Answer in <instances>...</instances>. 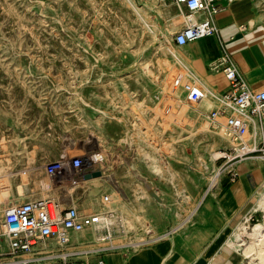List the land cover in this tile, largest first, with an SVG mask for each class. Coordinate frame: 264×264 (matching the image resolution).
Segmentation results:
<instances>
[{
    "label": "rangeland",
    "instance_id": "rangeland-1",
    "mask_svg": "<svg viewBox=\"0 0 264 264\" xmlns=\"http://www.w3.org/2000/svg\"><path fill=\"white\" fill-rule=\"evenodd\" d=\"M183 21L171 0H0V166L10 180L0 181V213L53 194L57 183L43 163L99 152L106 158L102 177L68 202L98 209L104 195L114 194L119 218L108 233L100 225L75 235L70 255L170 247L221 180H237L247 160L264 162L260 155L226 157L237 142L209 121L220 104L211 93L215 105L204 103L201 112V101L185 102L179 85L180 106H170L175 76L216 94L228 86L218 59L207 62L210 73H219L211 81L189 69L195 43L174 42ZM255 132L247 134L251 142L254 135L264 140ZM258 190L235 217L237 232L263 219L254 206L264 184ZM242 239L254 244L246 235L239 245ZM240 248L242 264H261L254 251Z\"/></svg>",
    "mask_w": 264,
    "mask_h": 264
},
{
    "label": "built area",
    "instance_id": "built-area-1",
    "mask_svg": "<svg viewBox=\"0 0 264 264\" xmlns=\"http://www.w3.org/2000/svg\"><path fill=\"white\" fill-rule=\"evenodd\" d=\"M171 1L184 13V21L174 38L176 45L186 46L218 34L215 17L221 10L220 0ZM218 60L228 86L220 95H214L220 104L207 114L208 119L214 125H224L236 139L230 155L226 156L230 161L257 155L264 158V140L257 141V135H254L251 142L252 139L246 137L253 129L256 134L264 132V89L256 90L249 85L226 50ZM179 85L186 96L185 102L193 106L208 96V88L204 84L183 82L182 75L175 76L169 88V97L170 106L176 109L180 106L176 93ZM175 115L173 112L172 116ZM226 157L224 155L219 159ZM105 163L104 154L99 152H78L65 159L43 163L46 177L57 183L52 186L53 194L3 209L0 213V264H18L22 256L33 252L38 245H42V249L29 261L54 258L59 259L57 264H79V260L68 252L73 237L98 224L103 225V231L108 233L119 218L118 211L113 209L116 203L114 194L104 195L98 209L68 202L88 181L85 174L94 166L102 167ZM54 242L58 243V251L52 249Z\"/></svg>",
    "mask_w": 264,
    "mask_h": 264
},
{
    "label": "crops",
    "instance_id": "crops-1",
    "mask_svg": "<svg viewBox=\"0 0 264 264\" xmlns=\"http://www.w3.org/2000/svg\"><path fill=\"white\" fill-rule=\"evenodd\" d=\"M220 8L215 17L219 32L194 42L189 65L191 70L201 75L202 79L211 81L219 73H210L206 68L207 62L219 59L226 50L249 85L263 90L264 0H220ZM218 88L216 85L215 89ZM203 108L204 105L198 110L202 112ZM259 160L252 158L244 162L237 180H221L188 221L193 222L192 226L177 232L178 238L172 241L170 247L169 243L162 242L135 251L107 250L88 254L79 260V264H100L101 261L103 264H242L241 245H246L245 254L254 251L264 264V227L261 232L254 233L253 226L242 224L246 226L239 227L238 232L233 226L238 213L252 197H257L258 188L264 184V162ZM5 170L0 166V181L10 182L3 174ZM259 203H255L254 210L262 212L263 219L257 224L264 225V210ZM246 235L254 238V244L248 245L242 239L239 245V239ZM42 247L36 246L33 252L22 256L18 264H57L59 259L54 258L29 261Z\"/></svg>",
    "mask_w": 264,
    "mask_h": 264
},
{
    "label": "bare ground",
    "instance_id": "bare-ground-1",
    "mask_svg": "<svg viewBox=\"0 0 264 264\" xmlns=\"http://www.w3.org/2000/svg\"><path fill=\"white\" fill-rule=\"evenodd\" d=\"M169 63V62H168ZM190 70H191V68H189ZM188 69V70H189ZM189 70V71H190ZM192 71V70H191ZM192 77V76H191ZM197 80V79H196ZM201 83V82H200ZM201 84H204L205 85V83H201ZM208 93H211V95H212V99L214 100V101H219V99L218 98H214V95L215 96H217V95H219V94H216V93H214L212 90H209L208 89ZM204 103H210V104H212L213 106L215 105V103L213 102V101H211L209 98H207V97H205V98H203L202 100H201V105H203ZM228 134H229V132H228V130L226 131ZM246 137H247V134H246ZM232 140L234 141V139L232 138ZM219 154H221V153H218L217 155H219ZM100 170H101V173L103 174V172H104V169H103V166L102 167H100ZM100 177H102V175L100 176ZM96 178H99V177H96ZM93 179H95V178H93ZM89 180H92V179H89ZM88 180V181H89ZM217 181H218V179H217ZM45 182V181H44ZM50 184V183H49ZM48 185V184H47ZM51 185V184H50ZM19 187V189H22V186H18ZM22 192V191H21ZM259 203V202H258ZM259 207L260 208H263V210H264V192H262L261 193V198H260V203H259ZM97 227H99L100 226V224H98V225H96ZM246 225H243V226H241V228H243V227H245ZM263 227H264V225H262V224H256V225H254L253 226V231H254V233L256 232V233H259V232H261V230L263 229ZM88 230H90V229H88ZM86 231V230H85ZM85 231H83V232H85ZM82 232V233H83ZM91 232V231H90ZM77 235V234H76ZM81 237H84V234H82V236ZM80 239V237L79 236H74L73 237V240H72V244H74L75 242H77L78 240ZM264 241V240H263ZM260 244V243H259ZM260 247H261V245H259ZM260 249V248H259ZM246 251H248V250H246Z\"/></svg>",
    "mask_w": 264,
    "mask_h": 264
},
{
    "label": "water",
    "instance_id": "water-1",
    "mask_svg": "<svg viewBox=\"0 0 264 264\" xmlns=\"http://www.w3.org/2000/svg\"><path fill=\"white\" fill-rule=\"evenodd\" d=\"M102 175L100 167L99 166H94L91 168L86 174H85V179H93L96 177H100Z\"/></svg>",
    "mask_w": 264,
    "mask_h": 264
}]
</instances>
